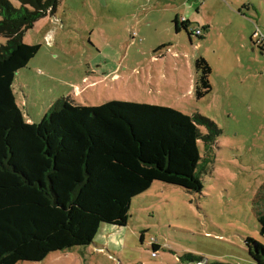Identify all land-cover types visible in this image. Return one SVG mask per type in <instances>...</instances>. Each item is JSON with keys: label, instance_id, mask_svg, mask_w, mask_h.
I'll return each mask as SVG.
<instances>
[{"label": "rangeland", "instance_id": "374dc122", "mask_svg": "<svg viewBox=\"0 0 264 264\" xmlns=\"http://www.w3.org/2000/svg\"><path fill=\"white\" fill-rule=\"evenodd\" d=\"M219 1L59 0L24 35L41 47L14 82L28 122L40 123L59 100L114 101L199 115L221 134L213 161L203 160L201 193L155 182L133 199L126 226L102 224L88 247L18 264H255L245 241L264 244L257 218L264 201L256 200L264 185V53L246 38L254 22L264 30V0ZM244 4L250 17L239 13ZM176 17L190 20L189 31L199 20L211 26L204 38L177 33ZM201 57L212 68V92L198 99Z\"/></svg>", "mask_w": 264, "mask_h": 264}, {"label": "trees", "instance_id": "16d2710c", "mask_svg": "<svg viewBox=\"0 0 264 264\" xmlns=\"http://www.w3.org/2000/svg\"><path fill=\"white\" fill-rule=\"evenodd\" d=\"M14 1L18 6L0 0V264L42 262L92 245L102 224L126 226L133 199L155 182L201 193L203 160L213 161L221 134L202 116L142 103L72 107L59 100L40 123L25 119L14 82L41 47L23 38L59 0ZM174 24L177 33L182 27L194 35L189 21ZM195 66L202 99L212 92V68L202 57ZM256 200L264 201V185ZM257 218L264 238V211ZM245 243L251 260L264 264V244Z\"/></svg>", "mask_w": 264, "mask_h": 264}, {"label": "crops", "instance_id": "0c3cea01", "mask_svg": "<svg viewBox=\"0 0 264 264\" xmlns=\"http://www.w3.org/2000/svg\"><path fill=\"white\" fill-rule=\"evenodd\" d=\"M218 2H220L219 0H217ZM222 2V1H221ZM222 6H225V8H227L228 9V7L226 6V5H224L223 3H222ZM243 7L245 8V10H242L241 8H238L239 9V13L242 15V16H249L250 17V12L252 11V7H251V5L250 4H244L243 5ZM254 8V7H253ZM228 11L231 13V14H233V12L231 11V10H229L228 9ZM175 20H178L179 21V23H181V22H184V21H189L190 22V20L189 19H185V18H183L181 21L179 20V18L178 17H176L175 18ZM190 26H191V22H190ZM210 24L209 23H207V22H203L202 20H199V22H197V26H196V28H193V30H191L192 32H193V34H194V32H195V30L196 29H201L202 31H203V35H202V37L206 34V33H208V31H209V29H210ZM256 26L257 27H259V24L257 23V22H254V28H256ZM206 28H208V29H206ZM253 28V30H252V32H251V34L249 35V36H247V40L249 39V41L252 43V35H253V32H254V29ZM259 28H261V27H259ZM201 37V36H200ZM253 44V43H252ZM165 46V45H164ZM256 48H258L257 46H255ZM164 48H166V46L164 47ZM168 49H170V48H168ZM258 49H260V48H258ZM203 58V57H202ZM204 59H206V58H204ZM148 80H150V81H154V79L152 78V79H149V78H147ZM154 83V82H153ZM30 123V122H29Z\"/></svg>", "mask_w": 264, "mask_h": 264}, {"label": "built area", "instance_id": "2783aa9c", "mask_svg": "<svg viewBox=\"0 0 264 264\" xmlns=\"http://www.w3.org/2000/svg\"><path fill=\"white\" fill-rule=\"evenodd\" d=\"M194 34L196 36H202L203 31L201 29H196ZM252 41L254 42L255 46L264 49V30L256 26V29L252 35ZM168 51H170V49H168Z\"/></svg>", "mask_w": 264, "mask_h": 264}, {"label": "water", "instance_id": "95a60500", "mask_svg": "<svg viewBox=\"0 0 264 264\" xmlns=\"http://www.w3.org/2000/svg\"><path fill=\"white\" fill-rule=\"evenodd\" d=\"M264 53V52H263Z\"/></svg>", "mask_w": 264, "mask_h": 264}]
</instances>
